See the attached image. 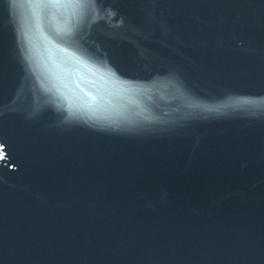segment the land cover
Instances as JSON below:
<instances>
[{"label":"water","instance_id":"obj_1","mask_svg":"<svg viewBox=\"0 0 264 264\" xmlns=\"http://www.w3.org/2000/svg\"><path fill=\"white\" fill-rule=\"evenodd\" d=\"M0 264H264V0H0Z\"/></svg>","mask_w":264,"mask_h":264}]
</instances>
